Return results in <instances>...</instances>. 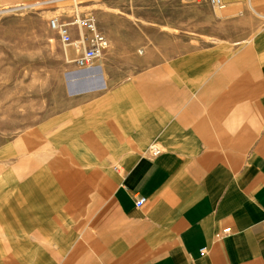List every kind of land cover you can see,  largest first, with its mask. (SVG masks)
Wrapping results in <instances>:
<instances>
[{"label":"crops","instance_id":"crops-1","mask_svg":"<svg viewBox=\"0 0 264 264\" xmlns=\"http://www.w3.org/2000/svg\"><path fill=\"white\" fill-rule=\"evenodd\" d=\"M223 1L226 12L244 7L243 0ZM248 5L261 18L258 0ZM249 41L258 74L252 116L245 114L244 50L163 45L140 58L156 62L153 82L142 72L114 85L103 58L74 70L71 85L80 87L69 95L92 97L89 111L105 114L94 118L99 128L127 137L118 144L116 167L123 171L111 190L112 207L99 211L94 257L83 264H264V21ZM56 135L67 147L82 143ZM35 178L30 172L27 180ZM25 188L18 185L19 195ZM40 188H29L28 197ZM41 247L60 259L69 250L56 240Z\"/></svg>","mask_w":264,"mask_h":264},{"label":"rangeland","instance_id":"rangeland-1","mask_svg":"<svg viewBox=\"0 0 264 264\" xmlns=\"http://www.w3.org/2000/svg\"><path fill=\"white\" fill-rule=\"evenodd\" d=\"M224 3L217 8L207 0H0V264L91 263L95 220L98 225L99 211L112 207L111 190L123 171L116 167L117 150L127 137L99 128L97 119L105 114L89 111L92 97L69 95L80 87L71 85L76 52L59 41L48 19L91 16L108 40L102 58L116 76L114 85L142 72L156 81V62L140 58L173 42L181 49L244 50L245 114L252 116L258 74L249 39L264 20L250 10L249 0L229 12ZM258 3L264 13V0ZM65 132L82 143L67 147L56 135ZM255 132L245 137V149ZM30 172L36 173L32 181ZM21 184L25 196L18 193ZM38 186L28 197L29 188ZM46 240L69 250L60 259L41 247Z\"/></svg>","mask_w":264,"mask_h":264},{"label":"built area","instance_id":"built-area-1","mask_svg":"<svg viewBox=\"0 0 264 264\" xmlns=\"http://www.w3.org/2000/svg\"><path fill=\"white\" fill-rule=\"evenodd\" d=\"M213 7L223 8L225 3L223 0H207ZM264 18V13L262 14ZM48 27L54 31L59 41L65 45L72 47L76 56L73 64L76 70H87L96 66L97 62L102 59L105 50L108 47V40L105 35L100 32L95 20L89 15L79 16L74 14L69 22H62L56 16L50 17L47 21ZM76 37H74V29ZM152 154H156L158 149L151 147ZM144 202L143 197L135 200L136 206H141ZM228 232L229 228L223 230Z\"/></svg>","mask_w":264,"mask_h":264},{"label":"bare ground","instance_id":"bare-ground-1","mask_svg":"<svg viewBox=\"0 0 264 264\" xmlns=\"http://www.w3.org/2000/svg\"><path fill=\"white\" fill-rule=\"evenodd\" d=\"M260 17L264 20V18L262 17V15H260ZM73 61V60H72Z\"/></svg>","mask_w":264,"mask_h":264}]
</instances>
